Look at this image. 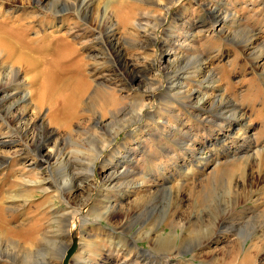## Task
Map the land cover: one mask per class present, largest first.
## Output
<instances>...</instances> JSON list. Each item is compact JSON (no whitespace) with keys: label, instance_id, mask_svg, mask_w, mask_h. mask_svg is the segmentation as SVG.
Returning <instances> with one entry per match:
<instances>
[{"label":"rangeland","instance_id":"1","mask_svg":"<svg viewBox=\"0 0 264 264\" xmlns=\"http://www.w3.org/2000/svg\"><path fill=\"white\" fill-rule=\"evenodd\" d=\"M0 41V264H264V0H0Z\"/></svg>","mask_w":264,"mask_h":264},{"label":"bare ground","instance_id":"2","mask_svg":"<svg viewBox=\"0 0 264 264\" xmlns=\"http://www.w3.org/2000/svg\"><path fill=\"white\" fill-rule=\"evenodd\" d=\"M233 17H234V15H233ZM120 18L126 20V16H122ZM109 20H112V19L107 18L106 15L103 14L100 21L103 22V23H105L106 21L108 22ZM137 27H141V26L137 25ZM143 28H144V25H143ZM28 44L29 43L26 41L24 44L21 43V46H23V47L24 46H28ZM251 44H252V40L250 41V44L247 47H249ZM14 50H15V46L12 43H7L6 41H0V53L1 54H3L4 52H6L7 56H10L11 57V55L14 53ZM67 50L70 51L71 50L70 47H69V49H67L66 46L60 47L58 49V54H60L62 51H63V53L66 54V51ZM257 59H259V57H257ZM46 64L47 65H50V66H48L47 67L48 69H46V70L44 68V70L42 72L43 75L41 74L45 78L43 77L44 80L41 82V84L39 85V87L33 92L32 96H34L35 101L37 102V104L39 106L43 107L44 105H47L50 108V110H51L52 119L53 120H56L57 119V115L60 113V111L68 112V111H70V109H73L74 104L77 102L78 99H81V98L84 97V95L86 94V92H87V90H88L89 87H88L87 82L84 80L82 73H80V71L77 72V69L76 70L75 69H65V71L63 73H60V72H58V70H59L58 68H60V67L57 64H52V63H46ZM58 74H66V75L67 74H70V75H73V76L70 77V78H67V79L65 78V80H63L62 81V84H61V80L58 81L59 79H56V77H58ZM4 81H3L2 78L0 79V96H1L2 93H4V92H1L4 87H8V86H11L13 84V81L12 82H9V83H6ZM28 96L29 95L25 96V98L28 97ZM115 112L116 111H114V110L113 111H110L111 114L112 113H115ZM24 116L25 115H23V117ZM118 117H119V115H118ZM127 125H124V126L119 127L113 133V135L111 136L112 139H110V141H108V143L110 144L114 140V137L117 136L122 130H124V128ZM52 158H53V155H51V157L49 156L47 160L49 161ZM93 166H95V165H93ZM91 168L92 167H89V169H90V171L92 173L93 172V169H91ZM112 177H113L112 175L109 176V180L110 181H113L114 180ZM91 180H90V182H91ZM103 184H107V182H103L102 185ZM75 187H77V186H74V187H72L70 189V191H69L70 194L73 193ZM79 188L80 187H78V189ZM162 240H163L164 245L170 243L169 240H167V239H162ZM164 240H166V241H164ZM155 241L156 242L153 241V243L155 244V246H157L158 244L159 245L161 244V242L159 243L158 240H155Z\"/></svg>","mask_w":264,"mask_h":264},{"label":"water","instance_id":"3","mask_svg":"<svg viewBox=\"0 0 264 264\" xmlns=\"http://www.w3.org/2000/svg\"><path fill=\"white\" fill-rule=\"evenodd\" d=\"M68 255H69V254H68ZM67 257H68V256H67ZM67 257H66V258H67ZM66 258H65V259H66Z\"/></svg>","mask_w":264,"mask_h":264}]
</instances>
